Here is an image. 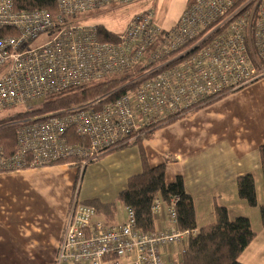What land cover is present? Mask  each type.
Wrapping results in <instances>:
<instances>
[{
	"label": "built area",
	"instance_id": "obj_1",
	"mask_svg": "<svg viewBox=\"0 0 264 264\" xmlns=\"http://www.w3.org/2000/svg\"><path fill=\"white\" fill-rule=\"evenodd\" d=\"M134 1L57 0L53 16L45 9L16 11L15 0H0V112L16 106L32 112L66 89L116 81L83 105L21 120L15 152L0 150V174L78 160L80 177L54 264H184L197 230L179 228L176 200L170 206L154 202L155 219L167 214L165 228L141 230L131 208L124 223L107 225L80 197L83 172L104 150L132 142L141 129L264 78V0H190L171 30L145 13L111 41L102 40L95 25L72 22ZM40 37L45 42L32 47ZM69 130L88 144L70 143Z\"/></svg>",
	"mask_w": 264,
	"mask_h": 264
},
{
	"label": "crops",
	"instance_id": "obj_2",
	"mask_svg": "<svg viewBox=\"0 0 264 264\" xmlns=\"http://www.w3.org/2000/svg\"><path fill=\"white\" fill-rule=\"evenodd\" d=\"M260 80L264 78L173 118L143 142L151 165L166 163L167 183L183 178L198 228L214 221L217 205L227 207L231 219L250 220L257 236L240 258L245 264H255L250 247L264 243V226L256 223L259 217L254 221L247 213L250 206L239 198L236 186V179L248 173L255 176L257 194L264 183L260 155L264 82ZM142 169L140 148L129 146L84 170L82 200L91 205V201L117 204L112 211L97 210L96 220L107 225L127 220V208L117 203L118 196ZM78 174L70 162L0 174V264H54ZM159 217L156 229L165 228L166 212Z\"/></svg>",
	"mask_w": 264,
	"mask_h": 264
},
{
	"label": "trees",
	"instance_id": "obj_3",
	"mask_svg": "<svg viewBox=\"0 0 264 264\" xmlns=\"http://www.w3.org/2000/svg\"><path fill=\"white\" fill-rule=\"evenodd\" d=\"M39 9H45L51 15L56 16L58 14L57 0H15L16 11ZM97 27L102 40L111 41L117 35L103 26L97 25ZM5 32L15 34L13 30ZM0 34L4 35L5 33L0 32ZM114 81L66 89L59 94L49 96L41 108L37 110L19 113L3 120L0 122V150H3L6 156L15 152L17 124L23 118L29 117V114L34 116L55 114L85 104L106 94L116 85V81ZM199 108L192 109L185 115ZM168 122H159L145 127L135 134L136 138L132 142L108 148L102 152L99 158L129 146L140 148L143 169L141 173L129 178L126 188L118 196L117 203L134 211L137 226L141 230L153 232L156 231V219L153 212L155 200L161 199L166 206H170L176 200L179 228L181 230H197V234L191 237L183 255L184 264H245L240 258L257 236L250 220L242 216L231 219L228 208L217 205L214 210V221L198 228L193 198L187 194L183 178L177 176L173 182L167 183L165 177L166 163L156 166L150 164L143 142L152 139L155 132ZM67 134L70 143L88 144V141L76 134L74 130H69ZM260 155L261 172L264 179V143L260 146ZM69 162L76 167L79 164L77 158L74 157L59 163ZM79 177L78 174L77 181ZM236 186L240 199L246 201L251 207L258 205L256 180L253 174L248 173L239 176L236 179ZM91 203L98 212H104L106 209L112 211L117 205L116 203L105 205L98 201H91ZM261 219L264 226V209H262Z\"/></svg>",
	"mask_w": 264,
	"mask_h": 264
},
{
	"label": "rangeland",
	"instance_id": "obj_4",
	"mask_svg": "<svg viewBox=\"0 0 264 264\" xmlns=\"http://www.w3.org/2000/svg\"><path fill=\"white\" fill-rule=\"evenodd\" d=\"M189 1L190 0H136L129 4H113L96 11L80 14L72 22L79 25H100L115 34H121L125 31L128 23L134 16L148 13L152 16V21L155 25L162 30L168 31L175 27ZM44 42L45 38L40 37L32 43V47L42 45ZM162 64L163 63H159L156 66ZM261 81L264 82V80H260V82ZM41 106L42 105L30 108V110H37L41 108ZM26 111L28 110L25 106L7 108L0 112V122ZM28 116L32 117L34 115L29 114ZM36 116L43 117L44 115ZM27 118L28 117L23 119L25 120ZM257 197L258 205L256 207L250 206L249 208L251 211L247 213H250L249 215L254 221L256 216L259 217L257 218L258 220L256 223L259 226H263L261 217L262 205H264V183L263 186H259V194H257ZM122 219L123 216L120 217V220ZM249 252V257L254 261L253 263L264 264V243H261L260 245L257 244L254 248L250 247Z\"/></svg>",
	"mask_w": 264,
	"mask_h": 264
}]
</instances>
